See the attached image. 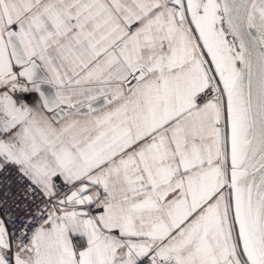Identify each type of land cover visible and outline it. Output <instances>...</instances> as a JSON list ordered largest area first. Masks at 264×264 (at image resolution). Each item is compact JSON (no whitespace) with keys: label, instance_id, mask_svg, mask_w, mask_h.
I'll return each mask as SVG.
<instances>
[{"label":"snow or ice","instance_id":"obj_1","mask_svg":"<svg viewBox=\"0 0 264 264\" xmlns=\"http://www.w3.org/2000/svg\"><path fill=\"white\" fill-rule=\"evenodd\" d=\"M0 177V264H264V0H0Z\"/></svg>","mask_w":264,"mask_h":264},{"label":"built area","instance_id":"obj_2","mask_svg":"<svg viewBox=\"0 0 264 264\" xmlns=\"http://www.w3.org/2000/svg\"><path fill=\"white\" fill-rule=\"evenodd\" d=\"M0 180H5V178L0 177ZM5 182L11 185V188L8 190L10 193L18 194V190L20 189V184L15 182L14 175L11 176V177H8ZM4 190H5L4 189V184L0 183V193H2ZM18 215H22V213H20Z\"/></svg>","mask_w":264,"mask_h":264},{"label":"water","instance_id":"obj_3","mask_svg":"<svg viewBox=\"0 0 264 264\" xmlns=\"http://www.w3.org/2000/svg\"><path fill=\"white\" fill-rule=\"evenodd\" d=\"M43 91L47 95H52V94H54L55 89L52 88L50 85H45V86H43Z\"/></svg>","mask_w":264,"mask_h":264},{"label":"crops","instance_id":"obj_4","mask_svg":"<svg viewBox=\"0 0 264 264\" xmlns=\"http://www.w3.org/2000/svg\"><path fill=\"white\" fill-rule=\"evenodd\" d=\"M31 99V98H30ZM32 99H35V97H32ZM61 183H62V181H61ZM80 239L82 240V242H85L86 243V238H84V237H80Z\"/></svg>","mask_w":264,"mask_h":264}]
</instances>
